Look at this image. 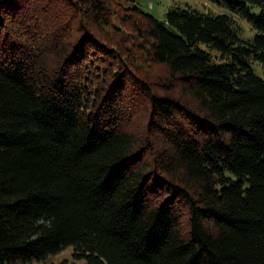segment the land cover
Here are the masks:
<instances>
[{"label":"trees","instance_id":"16d2710c","mask_svg":"<svg viewBox=\"0 0 264 264\" xmlns=\"http://www.w3.org/2000/svg\"><path fill=\"white\" fill-rule=\"evenodd\" d=\"M222 1L251 40L188 7L0 0V264L68 246L85 264H264V0Z\"/></svg>","mask_w":264,"mask_h":264},{"label":"rangeland","instance_id":"374dc122","mask_svg":"<svg viewBox=\"0 0 264 264\" xmlns=\"http://www.w3.org/2000/svg\"><path fill=\"white\" fill-rule=\"evenodd\" d=\"M228 1L234 2L235 0ZM135 6L142 12L149 14L161 21L165 19L166 12L173 6H179L183 8L188 7L210 15H226L233 18L241 27V36L243 39L251 40L256 34L251 24L241 18L238 12L231 10V8L222 0H137ZM248 8L254 15H259L261 11V7L257 5L254 6L248 4ZM251 66L254 73L258 77L264 78L263 69L260 64L254 62ZM140 71L144 73V76H146V78L151 82L158 81V79L163 75L162 70L157 66L145 65L143 69L140 68ZM126 94L132 95L130 88L128 91H126ZM139 103L141 102L139 101ZM139 107V105L136 106V108ZM44 264H85V262L83 260L74 259L73 249L72 247L68 246L64 248L58 255L50 257Z\"/></svg>","mask_w":264,"mask_h":264}]
</instances>
